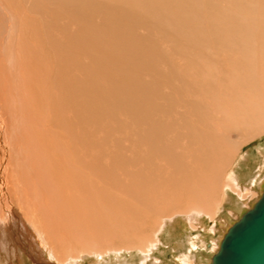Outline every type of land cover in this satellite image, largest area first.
Masks as SVG:
<instances>
[{
    "label": "rangeland",
    "instance_id": "1",
    "mask_svg": "<svg viewBox=\"0 0 264 264\" xmlns=\"http://www.w3.org/2000/svg\"><path fill=\"white\" fill-rule=\"evenodd\" d=\"M63 1L65 0H0V75H12V70L10 67H6L3 61L6 55H4L5 57L2 56L1 52L5 51L11 41L14 42L15 49L24 43L28 35H31L28 39L29 42H33L38 33L42 35L43 24L48 17L47 15H49L45 9L52 12L58 4L59 9L64 8L66 11L67 18L69 17L71 20L73 18H77V20L79 18L84 19L82 27H80L82 29L80 33L86 47L79 57V62L81 61L80 69L83 72L84 93L87 99L90 93H95V112L93 113V110H91L92 106L85 107L87 113L84 112V114L86 113L88 116L85 115L84 128L86 131L84 134L87 136L88 130L90 133L87 139L97 140V163L93 164L90 157L84 160L82 177L85 175L86 179L83 178L85 182L82 183L88 188L87 190L83 189L84 192L86 191L84 194V202L86 201V203L83 205L75 204L72 200L74 204H67L64 209L60 207L63 210L59 212L65 214V223H62L64 227L60 229V226L63 225H55V223H58L56 222L57 219H60L55 218V221L54 217L56 215H52L50 218L45 216L44 212L45 210L46 212L49 211V204L46 205V208L41 207L42 210L40 206L35 208L32 206L33 209H31L23 205L26 203L28 205L35 204L31 195L34 188H32V182H28L21 175L22 165L20 159L14 156L10 158L11 165L8 168L10 172L7 174V185L3 181L5 196L7 198L9 196L11 202L8 205L14 208V212L26 222L36 246L43 252L39 259L36 257L35 252L30 250L32 258L29 259L24 256L22 261H18L17 264H62L61 258L71 254L74 255V253L78 254V250H85L87 253L78 260L69 259L68 264H89L90 261L97 259L100 254L99 250L104 251L107 248H110L109 251L119 250L118 255H128L130 253L137 255L140 254L141 249H127L124 247L131 246L130 243L139 247L145 245L146 242L154 241L155 232L159 228L163 217V224L165 222L166 224L165 226L162 225L164 227L156 235L162 242L168 237L172 220L174 222L183 221L184 226L190 229L186 220L188 215L181 213L189 207L202 206L206 212H211H209L210 214L203 212L200 218L203 217L208 221L209 216L212 214V216H215L214 219L218 220L219 216L222 215V206H229L224 194L227 195V192H229V195H234V191L225 186L229 180V175L234 170L245 175L249 168L246 167L243 161V155H247L255 145L264 141V108H262L264 104L255 101L256 107L254 110L256 115L254 117L256 119L250 118L249 116L252 114L249 112L242 115L240 111L233 110L232 113V110H229L228 112H231V114H228L224 108H221L222 106L217 100L222 97V94L210 95V92L206 91V97H202L200 102L201 104H207L211 100V110L207 111L204 108L202 110L211 119V124L207 125L209 126L208 129H212V131H208L209 133L212 132L211 135H208L211 142L208 140L205 143V147L209 148L210 152L208 151L206 159L200 161L201 165L196 164L202 166L201 173L191 177L196 182L190 179L189 173H184L185 175L170 174L167 167H164L163 171L159 170L158 172L152 168L147 172V169L144 168V161L159 162L163 155L155 154L150 159L145 160L143 156L135 162L133 153L145 146V142L142 138L140 139V135L135 136L134 133L145 125L142 119V108L145 106L144 93L148 91L147 88L164 76L172 81L175 86L177 85L178 88L187 89L191 93L190 91L195 90L197 87L196 82L199 81L197 79L201 76L200 70L205 71L206 69L202 63L203 55L206 54L210 62L216 63L219 53L217 52L214 55L212 51L214 49L211 48L210 44L211 39L214 42L218 41V29L215 30L216 28L213 26L222 23L219 19L223 15L231 20L234 28L243 27L247 29L248 32L244 33L243 39L246 35H249L248 42L240 46L242 48H240L237 57L232 58L230 56L227 65L219 64V67H217L208 62L209 66L220 72L227 71L228 68V72L234 73L236 77H238V73L231 68L237 66V64L242 65L244 69L253 66L257 71L253 81H246L251 78L250 76L253 73L250 75L244 74L243 80L248 85L250 83L248 88L255 90V94H258L257 99L261 97L260 100H263L264 103V99H262L264 98V76H262L264 65L261 64L262 59L264 60V57H262L264 56V0H66L65 5ZM73 1L79 4V16L75 12L78 7L75 10L72 9L73 6L68 9L67 5ZM127 7L130 11L132 10L131 13L128 12ZM122 12H127L129 16L125 17ZM47 24L49 29L46 32L52 31L54 29L53 25ZM262 25L263 27L260 29ZM13 37H15L14 40ZM33 47H36V49L40 47L41 51L44 52L47 49L44 41L39 43L36 40ZM221 51L219 48V52ZM30 59L27 55L21 56L20 61L26 63V70L20 77V80L24 81L18 84V91L13 87L11 88L12 94L17 95L19 92L21 102L28 99L30 81H32L29 90L30 95L35 92L38 93L40 86H44L43 89L48 93L47 88H45L47 85H42L40 76L31 80V64L34 66L38 59H33V62ZM209 66L206 72L210 77ZM258 67L261 68L262 72ZM23 69L20 68V72ZM209 80L212 82L211 79ZM155 87L161 86L158 84ZM161 91L162 88L157 92L160 93ZM175 95H178L177 89ZM87 99L86 104L88 103ZM132 100L136 101L139 108H141L138 116L140 118L138 119H133L131 116ZM169 101L170 104L173 103V93H170ZM234 101L229 95L227 100L222 102L240 103V100ZM2 103L6 108L7 116H9V112L14 108L7 101L3 102L1 100L0 104ZM19 105L16 106V109L19 108ZM228 105L229 103H227ZM54 107L55 109L60 108L58 103ZM219 110H224L225 115L228 117H223V120V115L220 117L218 114ZM44 112L46 113L48 110L44 108L39 114ZM155 113H157L156 110ZM87 117H89V120H87ZM88 125L91 126L88 127ZM40 131L41 128L32 133L34 135L35 132ZM92 131L93 134H91ZM51 133L55 136L52 129ZM23 136L28 137L25 134ZM53 138L45 136L38 138L36 141L40 146L44 143L50 145ZM31 150L34 149L23 147V159L28 157L27 152ZM34 151H37V149ZM48 154L50 155V153ZM61 161V168L69 162L66 159H61ZM250 167H252V164ZM61 168L59 169L62 170ZM48 172L51 176L59 173L54 169H50ZM183 176H186L188 181ZM88 178L91 179V183L92 180L96 181H94L96 184L95 191H91L94 184H91ZM200 179H202V182ZM71 180L68 181L69 185L73 184ZM44 183L49 189L50 183H47V179H44L40 185ZM150 183H153L152 189ZM21 184H24V187ZM258 195L259 193L256 194V196ZM15 198H17L16 201ZM76 198V196H73L72 199ZM252 201H256V199H252ZM148 204L150 205L148 206ZM69 205L70 207H68ZM2 207L4 208V204H0V211ZM69 208L70 212L68 211ZM76 211H80L82 214V224L87 223L86 226L79 224L80 230L76 226L77 222L74 218L75 213L78 214ZM142 212H148L149 214V224L147 226L144 225L136 231H129L127 224L125 228V219ZM32 216L36 218L32 219ZM45 218L46 222H49H47L48 224L43 221ZM68 218L73 221L69 219V222ZM49 219L51 220L49 221ZM33 221L35 224H32ZM136 222L142 224V219L140 218ZM43 225H47L45 229L48 232L43 229ZM48 225H51L53 229ZM134 228L132 227V229ZM58 229L60 230L58 231ZM178 229L181 230V227L178 226ZM44 231L46 234L49 233L48 236L53 235L49 238L60 235L61 239L58 237L59 239L51 240L47 237L48 239L45 238L44 240L53 243H49L52 246L46 245L49 249L51 247L54 249L57 245L58 248L56 247L53 252L57 257L66 254L65 256L57 258L49 255V249L44 247V244H41L43 240L39 239V235L45 237ZM202 231L203 229L200 228L195 233ZM14 237L19 236L14 235ZM54 243H56L55 247H53ZM59 244L64 246L60 247ZM164 244L161 243L159 250L154 251V254L148 256L147 259L151 260L157 255H162L163 251H171L169 249L171 246ZM0 248L4 251V247L1 246ZM61 249L64 251L61 252ZM205 249L208 250L209 248L206 247ZM96 250V253H92ZM6 251L8 253V249H5L4 254L0 255L2 259L4 255L7 256ZM68 252H71V254ZM112 254L114 253L109 252L106 257ZM115 254L117 255V253ZM104 256L101 258H104ZM146 264H152V261H146Z\"/></svg>",
    "mask_w": 264,
    "mask_h": 264
},
{
    "label": "bare ground",
    "instance_id": "2",
    "mask_svg": "<svg viewBox=\"0 0 264 264\" xmlns=\"http://www.w3.org/2000/svg\"><path fill=\"white\" fill-rule=\"evenodd\" d=\"M65 2L66 0L63 1L64 5ZM73 2H70V4L67 5L68 9L73 6L72 9L75 10V8L79 6L78 2ZM126 9H128V7ZM45 10L49 13V15H47L48 17L43 24L42 35L38 33L33 39V42H29L28 39L31 35H28L24 43L15 49L14 42L11 41L5 51L1 52V54H3L2 56L6 55V57L4 56L5 58L3 61L6 67H10L12 70V75H0V101H7L14 109L9 112V116H7L4 104H0V204H4V208L2 207L3 209L1 208L0 211V247H4V251L5 249H8V253L7 251L5 252L7 253V256L4 255L3 259L0 256V264H17L18 261H22L24 256L31 259L32 257L30 250L35 252L37 255L36 257L38 258L41 254H43L38 246H36L35 240L32 238L31 232L28 229L26 222L20 218L21 216L19 217L14 212V208L8 205L11 204V202L9 201V196L8 198L5 196L6 192H4L5 186L3 181L7 185V174L10 172L8 171V168L11 165L10 158L14 156L20 159V164L22 165L21 175H23L28 180V182H32V188H34V191L31 193V195L33 196L35 204L28 205L26 203L23 205L26 208L29 207L31 209H33L32 206H34V208L36 206H40V209L42 210L41 207L46 208V205L49 204V211L46 212L45 210V212H43L48 218H50V216L52 217V215H56L54 220L55 218H60L57 219V221L55 220L58 223H55V221L53 222L55 225H63L62 223H65L64 212H59L60 210L64 209L65 205L74 203L83 205L86 203V201L84 202V194L86 191L84 192L83 189L87 190L88 188H86L87 186L85 187V185L82 183L84 181L83 178L86 179L85 175L82 177L83 162L87 157H90V161L93 164L97 163V140L93 139V141L91 139H87L90 133L88 130V135L85 136L84 134L86 131L84 128V123H86L85 115H87V110L85 111V107L92 106L91 110H93V113L95 112V93H90L87 99L86 94L84 93L85 81L83 72L80 69L81 61L79 62V57L86 47L84 45L85 43L83 36L80 33L82 32L80 27H82L84 19L79 18L77 20V18H73L71 20L69 17L67 18L66 11L64 8L59 9L58 4H56L52 12H49V9ZM131 11L128 9L129 13H131ZM75 12L77 15L80 14V8L78 7ZM122 15L125 17L129 16L127 12H122ZM219 20H221L222 23L213 26L216 28L215 30L218 29V41L214 42L213 39H211L212 42L210 44L211 48L214 49L212 50L213 54L216 55L217 52L219 53L218 59L216 60V63H213L209 61V58L206 56V54L203 55L204 57L202 63L206 69L205 71L200 70L201 76H199L197 79L199 81L196 82L197 87L195 90L190 91L191 93H189V90L178 88L177 85L175 86L172 83V81H169L168 78L162 76L160 77L161 79L158 80L160 82L157 81L149 87L153 90L147 88L148 91L144 93L145 106L142 108V119L144 120L145 125L142 127V129H139L136 132L134 131V135H140V139L142 138V140L145 142V146L135 150L133 157L135 162H137L138 159L143 156L145 160L150 159V157L155 154L163 155V158L159 162L156 161L155 163H151L144 161V168L147 169V172L152 170V168L159 172V170L163 171V168L167 167L170 174L179 173V175H185L184 173H189L191 180L192 176L201 173L200 171L202 170V166L199 165L202 163L200 161L206 159L209 148L205 147V143L210 140L208 135H211L212 133H209V130L212 131V129H208L209 126H207L209 123L211 124V119L208 118L202 111L203 108L207 111L211 110V100L210 102L208 101L207 104H201L200 102L202 101V97H206V91L208 93L210 92V95H216L217 93L222 94V97H219L217 100H219L218 103L222 106L221 108H224L226 112L229 110H232V113L233 110L240 111L242 115L246 112H249L253 115L249 117L254 119H256V117H254L256 115V111L254 110L256 107L255 101H259L264 104L263 100H260L261 97L260 99H257L258 94H255V90L248 88L250 83L249 85L246 83V81H253L255 72H257L253 66L246 67L244 69L242 65L237 64V66L231 68L238 73V77H236L232 72L229 73L228 68L227 71L224 70V72H220L217 69L209 66V63L216 65L217 67H219V64L227 65L230 61V56L232 58L237 57L239 55L238 52L240 51V48H242L240 46L248 42L249 35H246L243 39L244 33L248 32L246 28H234L231 20L226 15L221 16ZM47 23L53 25L54 29L52 31L46 32L49 29V25ZM262 27L263 25L260 27V29H262ZM31 34L33 35V33ZM15 37H13V40ZM236 39L239 40L237 41ZM36 40L39 43L44 41L45 45H47L45 52L41 51L40 47L39 49L33 47V44L36 42ZM219 48L222 50L221 52H219ZM23 55H27L28 58H31L30 60H32V62L33 59H38L34 66L31 64V80L32 78H37L40 76L42 85H47L45 88H47L48 93L43 89L44 86H40L37 91L38 93L35 92L30 95L29 90L32 85V81H30L28 86V99L24 102H21L19 92L17 95H14L11 92V88L13 87L17 90L18 84L23 83L24 81L20 80V77H22L26 70V63L20 61L21 56ZM126 62L128 63V61ZM205 63L210 68L209 72L211 78L206 72L208 66H206ZM261 64L264 65L263 59ZM20 68L24 69L20 72ZM259 69L262 72L261 68ZM180 73L182 72L180 71ZM252 73L253 75L250 76V79L246 81L243 80L244 74L250 75ZM262 76H264V74ZM209 79H211L212 82H210ZM158 84H160L161 87H155ZM160 88H162V91L158 93L157 91L160 90ZM176 89L178 91V95H175ZM183 90L185 91L183 92ZM170 93H173L172 104L169 103ZM225 93L228 96L231 95V98H233L235 101L240 100V103L222 102L223 100H227L228 96L226 97ZM86 99L88 100L87 104ZM57 103L60 108L55 109L54 106L57 105ZM227 103H229L228 106ZM18 104H20L19 108L16 109ZM44 108H46L48 112L39 114V112ZM130 108L132 110L131 116L133 119L140 118L138 116L141 108H139L136 101L132 100ZM262 108H264V106ZM155 110L157 113H155ZM224 110H219L220 112H218L220 117L223 115L222 119L223 117H228L225 115ZM84 112L86 113L84 114ZM231 112H228V114H231ZM95 114L97 115V113ZM87 120H89V117H87ZM90 126L91 125H88V127ZM40 128L41 134L40 132H35L33 135L32 132ZM51 129L55 132V136L52 135ZM93 133L94 132L92 131L91 134ZM24 134L28 137L23 136ZM45 136L54 138L50 142V145L44 143L40 146L36 140ZM136 139H138V137H136ZM210 142L209 144H211ZM24 146L34 150L37 149V151H28V157L23 159ZM48 153H50V155ZM247 155H243V161L246 167L249 168L248 172H246L245 175H242L239 173V171L234 170L231 175H229V180L225 186L226 188L228 187L230 190L234 191V195H229V192H227V195L224 194V196L227 198L226 201L228 200L229 202V206H222L223 210L221 212L222 215L219 216V221L215 220V216H212V214L209 216L208 221L203 217L200 218V215L203 214V212H206L202 206L189 207L185 212L181 213L188 215L186 220L190 229L184 226L183 221L174 222V220H172V225L170 224L171 227L168 231V237L162 242L161 239L156 237V235L166 224V222L163 224V217L159 224V228L155 232L154 241L146 242L145 245H140V248L135 246L133 243H130L132 244L131 246L124 247L127 249H141L140 254L135 255L130 253L128 255H118L120 252L119 250L109 251L108 249L110 248H107V250L104 251L99 250L100 254L97 259L90 261L89 264H146V261H152V264H211V256L217 251L219 242L225 231L234 221L237 220V217L239 218V215L242 211L252 207V205L258 200L261 193L260 186L264 181V141L255 145L253 149L247 153ZM61 159L69 160V162L63 168H61ZM197 163L199 165H196ZM251 164L252 167H250ZM50 169H54L59 173L57 175L51 176L48 174V170ZM183 177L186 181H188L186 176ZM44 179H47V183H50L49 189H47L46 183L40 185ZM70 180L73 182L72 185L68 184V181ZM89 181L91 183V179H89ZM92 181L94 185L93 187L91 185V191H95L96 181ZM192 181L196 182V180ZM200 181L202 182V179H200ZM21 186L24 187V184H21ZM150 186L152 189L153 183H150ZM36 188L41 189L37 190ZM6 190H8V188H6ZM258 193L259 195L256 196ZM72 194H77L73 195L77 198L72 199ZM16 199L17 198H15V201ZM252 199H256V201H252ZM72 200L74 203H72ZM149 205L150 204H148V206ZM60 207H63V209H60ZM68 207H70V205ZM68 211H71L70 208ZM76 212L78 214L75 213L74 218H76V226L79 227L78 229L80 230L79 224H81V226H86L87 223L82 224V214L80 211ZM207 212L209 213L211 211ZM137 214H134L124 220L125 228L127 224L129 231H136L138 228L143 227L144 225L147 226L149 224L148 212ZM31 218L35 219L36 217L32 216ZM140 218L142 219V224L136 222ZM69 219L70 218H68V220ZM50 220L51 219H49V221ZM70 220L73 221L72 219ZM43 221L46 222V218ZM47 222L46 224L49 223ZM32 224H35V222ZM37 225L38 224L36 222V226ZM46 226L47 225H43V229H45ZM48 226L52 228L51 225ZM178 226L181 227V230L178 229ZM61 227H64V225L60 226V229ZM132 227L135 228L132 229ZM200 228H202L203 231L195 233L196 231H199ZM36 229L39 230L37 227ZM60 229H58V231ZM44 234L45 237L43 238V236L39 235V239L43 240L41 244H44L43 246L49 249V247L46 245H49V243L52 242H49V240L45 242L44 239L51 237L52 234H50V236H48L49 233L46 234L45 232ZM14 235L19 237L15 238ZM58 237H60V235L55 238L59 239ZM55 238L52 237L49 239L55 240ZM161 243H165L164 245L169 244L171 246V248H169L171 251H163L162 255H157V257L148 260V256L153 255L154 251L159 250ZM55 244L56 243H54L53 247H55ZM49 246L52 245L50 244ZM61 246L64 245H60V247ZM206 247L209 249H205ZM54 249L51 247V249L48 251L49 255L53 257L56 256V254L53 253ZM4 251L0 248V255L4 254ZM62 251L64 250L61 249V252ZM108 251L113 252L114 254L106 257V255L109 253ZM71 252L68 253L71 254ZM77 252L78 254H71L72 256H65L66 254L61 255V257L65 256L64 258L56 257L61 258L60 260L63 262L62 264H68L67 262H69V259L78 260V258L83 255L85 256L87 253L85 250H78ZM96 252L97 250L92 253ZM115 253H117V255ZM103 256L104 258H101Z\"/></svg>",
    "mask_w": 264,
    "mask_h": 264
},
{
    "label": "water",
    "instance_id": "3",
    "mask_svg": "<svg viewBox=\"0 0 264 264\" xmlns=\"http://www.w3.org/2000/svg\"><path fill=\"white\" fill-rule=\"evenodd\" d=\"M260 187L258 200L223 234L211 264H264V181Z\"/></svg>",
    "mask_w": 264,
    "mask_h": 264
}]
</instances>
